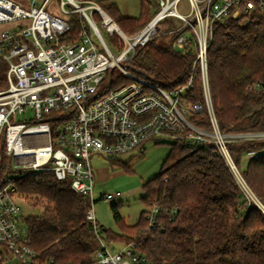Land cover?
I'll list each match as a JSON object with an SVG mask.
<instances>
[{
  "label": "built area",
  "instance_id": "obj_1",
  "mask_svg": "<svg viewBox=\"0 0 264 264\" xmlns=\"http://www.w3.org/2000/svg\"><path fill=\"white\" fill-rule=\"evenodd\" d=\"M48 1L31 0L29 6H23L0 0V23L11 24L0 32V58L7 63V82L0 89V249L5 252V264L54 261L40 263L39 252L29 243L20 208L24 193L16 184L19 178L41 171H52L60 180L70 179L75 192L89 197L86 219L97 233L96 264H148V256L137 243H124L111 251L98 233L92 207L95 178L91 156L118 159L126 153L143 154L149 141L214 144L238 184L241 200L264 213L263 201L229 149L231 141L264 139V131L220 128L208 71L214 24L228 17L246 19L257 8L264 12V0H188L187 12L179 8L181 0H153L157 9L133 33L125 32L98 0H58L60 16L48 9ZM73 13L84 17L77 37L71 33ZM96 13L101 17L98 20ZM168 18L176 27L165 29ZM174 33L173 47L181 54L192 50L194 62L187 84L169 90L138 75L130 65L152 39ZM197 74L202 80L204 105L186 98ZM253 88L256 85L249 86ZM204 108L210 128L191 120ZM260 153L264 150L247 157ZM122 194L117 190L103 198L112 200ZM159 211L158 205L150 209L147 217L151 223Z\"/></svg>",
  "mask_w": 264,
  "mask_h": 264
},
{
  "label": "trees",
  "instance_id": "obj_2",
  "mask_svg": "<svg viewBox=\"0 0 264 264\" xmlns=\"http://www.w3.org/2000/svg\"><path fill=\"white\" fill-rule=\"evenodd\" d=\"M139 1V17L124 15L115 2L104 7L125 32L133 33L148 22L158 6L153 0ZM70 16L72 36L77 37L84 17L78 13ZM243 17H228L214 24L208 49L213 106L223 131H264V12L257 8ZM176 25L171 18L164 21L165 29ZM177 33L152 39L138 51L131 69L169 90L187 84L194 53L181 54L173 47ZM6 67L0 58V89L7 82ZM253 84L257 88L249 89ZM186 98L204 105L199 74ZM191 120L203 128L211 126L205 108ZM156 143H167L169 152L160 173L142 184L141 200L146 209L137 222L129 224L120 205L113 203L119 230L99 225L100 236L108 242L137 243L148 256V264H264V213L241 200L238 184L215 145L191 146L176 140ZM229 149L264 203V153L243 160L248 153L264 150V139L231 141ZM109 158L112 164L132 171L130 160ZM16 184L20 192L46 200L42 212L23 216L29 243L39 252L40 263L53 259L52 264H96L97 233L86 219L89 197L75 192L70 179L60 180L52 171L28 174ZM154 205L160 211L151 223L147 214ZM5 258L0 249V264H5Z\"/></svg>",
  "mask_w": 264,
  "mask_h": 264
},
{
  "label": "rangeland",
  "instance_id": "obj_3",
  "mask_svg": "<svg viewBox=\"0 0 264 264\" xmlns=\"http://www.w3.org/2000/svg\"><path fill=\"white\" fill-rule=\"evenodd\" d=\"M23 6H29L31 0H14ZM102 5H106L115 2L120 11L124 15L139 17L141 14V5L139 0H98ZM42 0H38L41 4ZM179 8L183 12L189 10L188 0H181ZM48 9L56 10L57 15H63L58 9V0H49ZM108 13V12H107ZM79 14V13H78ZM109 14V13H108ZM110 15V14H109ZM111 16V15H110ZM71 17V16H70ZM112 17V16H111ZM101 17H96L100 19ZM9 23H0V32L8 27ZM104 30V28H103ZM107 37V33H104ZM169 37V35L167 34ZM74 37V36H73ZM116 40L117 37H113ZM28 117L31 113L28 112ZM169 145L167 143H156L149 141L145 146L144 153H126L118 156L119 159L127 161L131 156L130 166L132 171H126L121 164H112L110 158L104 154H93L91 156V163L93 166L95 188H94V200L92 204L95 212L96 219L99 225H103L106 228L114 231L119 230L118 223L113 217L111 205L113 203L119 204V210L121 215L125 218L126 222L133 224L138 221L141 212L146 209V206L141 200L144 192L142 190V184L144 181L159 174L162 168V163L168 154ZM247 159V156L243 157V160ZM242 169V168H241ZM120 190L123 194L120 197L112 200L103 198V195L108 192H115ZM46 200L36 194H24L22 201L20 202L21 213L24 216L29 214H37L44 210ZM105 240V239H104ZM105 243L111 251H116L122 247V242H108Z\"/></svg>",
  "mask_w": 264,
  "mask_h": 264
},
{
  "label": "crops",
  "instance_id": "obj_4",
  "mask_svg": "<svg viewBox=\"0 0 264 264\" xmlns=\"http://www.w3.org/2000/svg\"><path fill=\"white\" fill-rule=\"evenodd\" d=\"M168 152H169V150H168ZM167 155H168V154H167ZM167 155H166V156H167ZM132 158H133V156H131L129 160H131ZM123 244H124V243H123Z\"/></svg>",
  "mask_w": 264,
  "mask_h": 264
},
{
  "label": "bare ground",
  "instance_id": "obj_5",
  "mask_svg": "<svg viewBox=\"0 0 264 264\" xmlns=\"http://www.w3.org/2000/svg\"><path fill=\"white\" fill-rule=\"evenodd\" d=\"M112 27H115V24L114 23H112V25H111Z\"/></svg>",
  "mask_w": 264,
  "mask_h": 264
}]
</instances>
